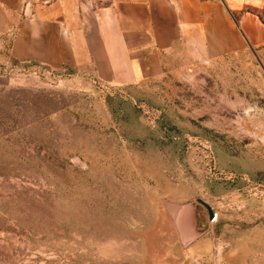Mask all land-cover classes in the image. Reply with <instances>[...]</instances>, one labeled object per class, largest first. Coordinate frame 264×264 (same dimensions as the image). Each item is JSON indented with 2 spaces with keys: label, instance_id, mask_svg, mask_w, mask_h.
I'll return each mask as SVG.
<instances>
[{
  "label": "rangeland",
  "instance_id": "obj_1",
  "mask_svg": "<svg viewBox=\"0 0 264 264\" xmlns=\"http://www.w3.org/2000/svg\"><path fill=\"white\" fill-rule=\"evenodd\" d=\"M37 2L0 7V264H264V6L117 84L6 56ZM195 198L213 218L183 241Z\"/></svg>",
  "mask_w": 264,
  "mask_h": 264
},
{
  "label": "crops",
  "instance_id": "obj_2",
  "mask_svg": "<svg viewBox=\"0 0 264 264\" xmlns=\"http://www.w3.org/2000/svg\"><path fill=\"white\" fill-rule=\"evenodd\" d=\"M245 5L263 7L264 0H38L30 21L9 36L6 56L128 84L168 71L177 49L221 54L228 39L237 42L228 13ZM246 14L245 21L256 17Z\"/></svg>",
  "mask_w": 264,
  "mask_h": 264
},
{
  "label": "water",
  "instance_id": "obj_3",
  "mask_svg": "<svg viewBox=\"0 0 264 264\" xmlns=\"http://www.w3.org/2000/svg\"><path fill=\"white\" fill-rule=\"evenodd\" d=\"M177 210L176 225L183 241L204 234L213 218L211 207L200 198L184 202Z\"/></svg>",
  "mask_w": 264,
  "mask_h": 264
}]
</instances>
